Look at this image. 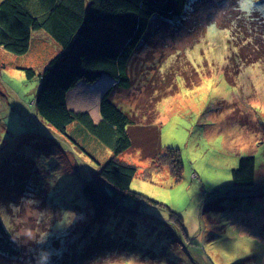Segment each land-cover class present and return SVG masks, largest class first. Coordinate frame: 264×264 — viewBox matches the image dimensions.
Wrapping results in <instances>:
<instances>
[{
  "label": "rangeland",
  "instance_id": "1",
  "mask_svg": "<svg viewBox=\"0 0 264 264\" xmlns=\"http://www.w3.org/2000/svg\"><path fill=\"white\" fill-rule=\"evenodd\" d=\"M213 4L207 3V10H214ZM239 6L264 16V8L249 0H240ZM219 17L220 21L223 16ZM197 30L167 40L170 48L164 53L159 47L146 51L151 61L163 60L164 66L177 64L184 52L197 72H209L193 88L177 77V91L158 104L160 143L163 149L179 151L180 177L141 158L137 149L125 152L118 159L137 168L130 190L144 201L127 198L120 209L102 216H97L82 186L99 164L112 157L111 151L78 122L65 133L58 132L34 108L39 74L61 54V47L38 30L33 33L36 41L23 55L0 48V207L20 204L22 197L30 196L39 201V209L53 214L50 223L37 224L31 215L21 213L12 230L0 221V231L8 239L13 242L14 232L27 227L47 231L43 248L52 255L86 252L84 259L89 260L83 264H264V63L242 67L229 82L223 73L228 31L218 22ZM24 68H32L34 76L27 78ZM140 85L144 93L133 86L116 92L126 110L137 112L149 95H156L150 86ZM89 92L72 97L75 106L94 109L100 116L99 98ZM243 156L255 158L249 186L232 181V170ZM49 180H55L54 185ZM62 210L75 213L76 219L57 229ZM13 245L17 258L38 247Z\"/></svg>",
  "mask_w": 264,
  "mask_h": 264
},
{
  "label": "trees",
  "instance_id": "2",
  "mask_svg": "<svg viewBox=\"0 0 264 264\" xmlns=\"http://www.w3.org/2000/svg\"><path fill=\"white\" fill-rule=\"evenodd\" d=\"M239 1H0V48L23 55L36 41L33 33L38 30L61 47V54L51 59L39 74L40 86L34 100L37 115L60 133L78 122L112 153L82 186L97 216L120 209L127 198L134 197L138 203L144 201L141 194L130 190L137 168L118 159L125 152L137 149L141 158L151 159L155 166H166L177 179L180 177L179 151L171 147L163 149L160 143L158 104L177 91V77L183 79L185 87L193 88L200 84L202 74L209 72H197L184 52L183 57L177 58V64L169 62L164 66L163 60L156 64L147 54L151 49L164 48L161 49L164 53L170 48L167 40L194 29L201 32L210 23L218 22L220 28L228 31L229 54L223 68L227 81L233 83L242 67L264 63V16L257 11H242ZM211 2L216 8L207 10L206 5ZM220 15L223 17L219 21ZM204 18L206 22L202 21ZM23 70L27 78L34 76L32 68ZM100 76L108 77L114 84L101 95L100 120L95 123L89 113L69 109L66 98L80 81L93 84ZM141 82L156 95H149L137 112L128 111L115 94L132 86L144 93ZM79 149L86 151L84 147ZM254 166L253 156L241 157L237 168L232 170V181L240 186L251 185ZM0 234V254L4 255H0V264H33L35 253L17 258L12 240L2 229ZM85 254L77 250L53 254L52 264H83L89 260L84 259Z\"/></svg>",
  "mask_w": 264,
  "mask_h": 264
},
{
  "label": "clouds",
  "instance_id": "3",
  "mask_svg": "<svg viewBox=\"0 0 264 264\" xmlns=\"http://www.w3.org/2000/svg\"><path fill=\"white\" fill-rule=\"evenodd\" d=\"M249 4L254 7L264 8V4L254 3V0H249ZM58 179L59 173H53ZM55 180H49L50 185H54ZM21 213L31 215L37 224L40 222L50 223L53 219V214L48 210L39 209V201L29 197H22L20 204H9L7 208L0 207V221L9 230H12V225L16 220L21 218ZM76 219L75 213L68 211H61L59 219L56 220L57 229H65L71 225ZM48 232L33 230L31 227L23 228L15 231L12 237L13 242L18 246L27 247L29 245H36L35 249L29 248V251H34L33 264H50L52 253L42 247L47 241Z\"/></svg>",
  "mask_w": 264,
  "mask_h": 264
},
{
  "label": "crops",
  "instance_id": "4",
  "mask_svg": "<svg viewBox=\"0 0 264 264\" xmlns=\"http://www.w3.org/2000/svg\"><path fill=\"white\" fill-rule=\"evenodd\" d=\"M34 40V38H33ZM107 82H112V80H110L108 77L106 76H100V78L95 81L93 84H86L83 81H80L76 87L70 92V94H68L67 98H66V104L69 107V109L74 110V111H80L81 112H87L89 113L90 117L92 118V120L96 123L97 121L100 120V116H98V114H96L94 112V109H91L92 111H90V109L86 110V111H82V109L84 107H79V106H75L76 104V100L73 101L72 97H75L77 94H83L85 95V91L86 90H90L91 93L89 92L88 94L90 95H97L100 101V97H101V93L103 91V89L109 84H107ZM79 89V90H78ZM73 101V102H72Z\"/></svg>",
  "mask_w": 264,
  "mask_h": 264
}]
</instances>
